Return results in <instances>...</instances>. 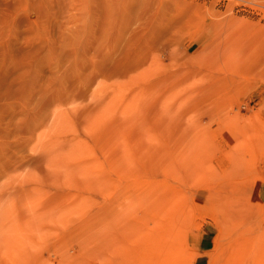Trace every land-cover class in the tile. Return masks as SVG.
I'll return each instance as SVG.
<instances>
[{"label": "rangeland", "instance_id": "1", "mask_svg": "<svg viewBox=\"0 0 264 264\" xmlns=\"http://www.w3.org/2000/svg\"><path fill=\"white\" fill-rule=\"evenodd\" d=\"M262 186L264 0H0V264H264Z\"/></svg>", "mask_w": 264, "mask_h": 264}, {"label": "crops", "instance_id": "2", "mask_svg": "<svg viewBox=\"0 0 264 264\" xmlns=\"http://www.w3.org/2000/svg\"><path fill=\"white\" fill-rule=\"evenodd\" d=\"M260 196H261L262 201L264 202V186H262V188L260 189ZM204 243H206V242H201L200 245H202ZM202 257L203 256L199 257L200 258L199 260H201Z\"/></svg>", "mask_w": 264, "mask_h": 264}]
</instances>
